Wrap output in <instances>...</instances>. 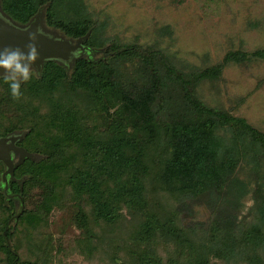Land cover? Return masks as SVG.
I'll return each instance as SVG.
<instances>
[{
  "label": "trees",
  "instance_id": "16d2710c",
  "mask_svg": "<svg viewBox=\"0 0 264 264\" xmlns=\"http://www.w3.org/2000/svg\"><path fill=\"white\" fill-rule=\"evenodd\" d=\"M0 12L18 27L42 12L41 31L72 43L89 33L92 51L32 67L19 101L0 76V138L25 133L17 144L41 157L14 170L12 199L0 162V264L72 255L90 264H264V132L196 94L226 66L264 60V49L184 74L160 50L111 41L84 0H0ZM201 203L208 222L185 225L187 208ZM54 216L69 222L70 238L46 233Z\"/></svg>",
  "mask_w": 264,
  "mask_h": 264
},
{
  "label": "rangeland",
  "instance_id": "374dc122",
  "mask_svg": "<svg viewBox=\"0 0 264 264\" xmlns=\"http://www.w3.org/2000/svg\"><path fill=\"white\" fill-rule=\"evenodd\" d=\"M84 3L87 13L98 24L105 23V36L111 41L160 50L184 74L220 64L229 52L250 55L264 49V0H84ZM126 70L131 71L129 67ZM196 94L207 106L243 118L264 132V60L249 57L243 64H230L217 80L199 83ZM238 174L240 178L247 176L246 170ZM249 197L244 201L241 217L246 216L252 205ZM209 216L205 203H201L191 210L187 208L182 218L185 225H193L206 224ZM53 219L47 234L56 236L65 232L67 238L73 235L69 222L55 216ZM61 264L90 263L72 255ZM92 264L106 263L95 260Z\"/></svg>",
  "mask_w": 264,
  "mask_h": 264
},
{
  "label": "water",
  "instance_id": "95a60500",
  "mask_svg": "<svg viewBox=\"0 0 264 264\" xmlns=\"http://www.w3.org/2000/svg\"><path fill=\"white\" fill-rule=\"evenodd\" d=\"M42 12H39L35 18L26 27L14 25L4 14L0 12V50L5 48H19L27 51L26 45L32 43L30 35L35 36L34 43L39 53L38 59L32 65L39 73L44 62L55 60L65 63H71L75 59V54H83L86 50L84 43L89 37V33L76 43L57 38L41 31ZM5 74V70L0 68V76ZM25 133H15L5 138H0V162L4 164L5 171L2 174V183L4 194L10 199L14 198L8 194L9 180H13L14 170L22 165L25 160L39 162L41 157L28 153L25 149L17 147L16 143L22 140Z\"/></svg>",
  "mask_w": 264,
  "mask_h": 264
},
{
  "label": "clouds",
  "instance_id": "9594fccd",
  "mask_svg": "<svg viewBox=\"0 0 264 264\" xmlns=\"http://www.w3.org/2000/svg\"><path fill=\"white\" fill-rule=\"evenodd\" d=\"M29 39L33 42L26 45L27 51L19 48L0 50V68L5 70L3 79L9 85L12 99L16 101L21 99V84L31 79L32 65L39 57L35 36L30 35Z\"/></svg>",
  "mask_w": 264,
  "mask_h": 264
},
{
  "label": "flooded vegetation",
  "instance_id": "af4514ba",
  "mask_svg": "<svg viewBox=\"0 0 264 264\" xmlns=\"http://www.w3.org/2000/svg\"><path fill=\"white\" fill-rule=\"evenodd\" d=\"M17 143H18V142H17ZM17 143H16V146H17V147H20Z\"/></svg>",
  "mask_w": 264,
  "mask_h": 264
}]
</instances>
